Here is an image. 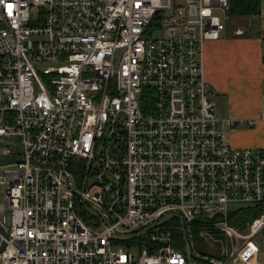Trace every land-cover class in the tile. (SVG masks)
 <instances>
[{"label": "built area", "instance_id": "2783aa9c", "mask_svg": "<svg viewBox=\"0 0 264 264\" xmlns=\"http://www.w3.org/2000/svg\"><path fill=\"white\" fill-rule=\"evenodd\" d=\"M233 6L0 0V264H264V212L230 222L264 209V149L229 144L203 71Z\"/></svg>", "mask_w": 264, "mask_h": 264}, {"label": "crops", "instance_id": "0c3cea01", "mask_svg": "<svg viewBox=\"0 0 264 264\" xmlns=\"http://www.w3.org/2000/svg\"><path fill=\"white\" fill-rule=\"evenodd\" d=\"M260 6L258 15L231 13L221 39L203 47L216 113L235 121L226 138L241 149H264V0Z\"/></svg>", "mask_w": 264, "mask_h": 264}, {"label": "rangeland", "instance_id": "374dc122", "mask_svg": "<svg viewBox=\"0 0 264 264\" xmlns=\"http://www.w3.org/2000/svg\"><path fill=\"white\" fill-rule=\"evenodd\" d=\"M228 23H229V20L227 21V24ZM162 35H163V31L157 30L156 33H154L152 35V37L158 38V37H161ZM212 100H213V98H212ZM216 100L217 99H214L213 102ZM15 150L17 151V148ZM5 173H6L5 166H0V179L5 175ZM80 176H81L80 173L77 170H75V179H76V182L78 184L80 182ZM5 196H6L5 189L3 188L2 185H0V220H3L4 216H5V212H3L5 209V203H6ZM82 210L86 214L88 220H94V217H97V218L100 217V215L88 203H84ZM177 217H179V214L169 213L167 216H165L163 218V220L172 219L174 221V219ZM181 235H182V239H183L184 234L181 232H176L177 238H179ZM134 236L135 235H130V236H124L121 238L132 239ZM263 238H264V234H260L254 239V241L257 245H262ZM184 240H185V238H184ZM225 242H226V239L223 235L207 234V238L198 237L195 240V243L193 244V248L195 249L196 252L203 254V255L218 256L220 254V252H222V250L225 248V246H226ZM112 249L116 250V251L119 249H123L125 251H129L131 253H134L135 255H137L139 253L138 250H136L134 248L130 249L124 243L119 244V245H113Z\"/></svg>", "mask_w": 264, "mask_h": 264}, {"label": "trees", "instance_id": "16d2710c", "mask_svg": "<svg viewBox=\"0 0 264 264\" xmlns=\"http://www.w3.org/2000/svg\"><path fill=\"white\" fill-rule=\"evenodd\" d=\"M234 7L232 8V14L239 15H258L261 12L260 0H233ZM264 212V209L255 210L251 207L243 208L239 212V219L231 220V224L238 227L245 226L246 222L253 221L256 217L260 216Z\"/></svg>", "mask_w": 264, "mask_h": 264}, {"label": "water", "instance_id": "95a60500", "mask_svg": "<svg viewBox=\"0 0 264 264\" xmlns=\"http://www.w3.org/2000/svg\"><path fill=\"white\" fill-rule=\"evenodd\" d=\"M9 162H12V160H0V166H2V165H4V164H7V163H9ZM183 226H184V229H185V234H186V236L188 237V228H187V224H186V221H185V219L183 218ZM0 232L2 233V234H4L6 237H7V234H6V232L4 231V229L1 227V225H0ZM133 233L134 232H137V231H132ZM125 234H129V233H125ZM5 245H3V247H4ZM191 250V249H190Z\"/></svg>", "mask_w": 264, "mask_h": 264}, {"label": "snow or ice", "instance_id": "6c2138e0", "mask_svg": "<svg viewBox=\"0 0 264 264\" xmlns=\"http://www.w3.org/2000/svg\"><path fill=\"white\" fill-rule=\"evenodd\" d=\"M9 7H11V6L9 5Z\"/></svg>", "mask_w": 264, "mask_h": 264}]
</instances>
